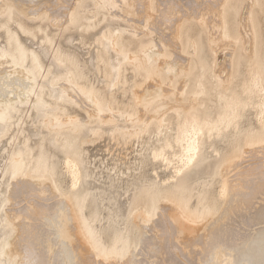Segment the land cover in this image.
I'll return each mask as SVG.
<instances>
[{"label": "bare ground", "instance_id": "bare-ground-1", "mask_svg": "<svg viewBox=\"0 0 264 264\" xmlns=\"http://www.w3.org/2000/svg\"><path fill=\"white\" fill-rule=\"evenodd\" d=\"M260 14L264 0H0V264H264ZM241 58L257 128L210 180L178 176L203 136L236 124L245 106L226 92ZM102 138L124 151L107 144L91 167ZM148 156L176 180L145 179Z\"/></svg>", "mask_w": 264, "mask_h": 264}, {"label": "rangeland", "instance_id": "rangeland-1", "mask_svg": "<svg viewBox=\"0 0 264 264\" xmlns=\"http://www.w3.org/2000/svg\"><path fill=\"white\" fill-rule=\"evenodd\" d=\"M244 6H245V3H243L240 6L241 10L239 9L238 14H233L231 16V23L230 24L232 26H234V29L236 28V26L239 22V20H237V19H240V16L242 15L241 13L244 11ZM259 20H260L262 44L260 46L261 47V50H260L261 57L257 59V66L259 67V72H260V77H261L260 79L262 81L261 82V86H262L261 90H263V91H260L259 94L262 96L263 103H264V89H263L264 88V15L263 14L259 15ZM232 22H234V23H232ZM115 23H119L120 25H124L123 22H115ZM196 27L199 28L198 25H196ZM67 34H70V41L73 40L74 38L76 39L78 37V34L76 32L67 33ZM23 39L26 42V44L40 50L42 56L44 55L43 56L44 58H46L48 56L47 53H44V52H46L44 49L41 50L42 48L40 47L39 44L36 43V41H31L30 38L29 39L23 38ZM70 41H64L63 39H61V43L63 45L73 46V47L76 46L74 44L75 41H73L72 45H71ZM79 50L81 52V57H84L87 62L89 60L91 61V62L90 61L88 62V68L94 70V65L92 63L93 59L92 60L90 59L91 55L93 56V54L91 53V52H93V50L90 51L91 54L90 53L89 54L84 53V52H86V50H84V49H82V50L79 49ZM91 58H93V57H91ZM246 66H247L246 60L241 58L239 61L238 68H237L238 70L236 73V77L234 78V80L230 84V90L226 92L227 96H229V94H231V93L235 94L239 99H241L243 101V103H244L243 106H245V107L239 108V111H238L239 115L235 121L236 124L234 123V125L232 124L226 129L220 128L221 130L219 129L218 134H211L210 137H208V138L206 136H203L202 140H201V144H200L199 149L197 151V157L193 161L192 165L187 170L181 172L178 176L183 175V174H189L193 178H200V181L210 180V177L208 176V172H210L211 169L213 168L214 162L225 152L229 143L233 139L241 136L242 133L245 132L246 129L257 128L258 124H257V121H255L256 120V102L259 99V96L256 93H251L250 95H247L246 93H243V91H242V84L247 81ZM98 78H99V80H101L99 76H98ZM263 108H264V104H263ZM218 110H220L219 104L217 103L216 99L214 100V98H213V101L208 102L207 105L205 106V108L202 107L200 109V115L206 117L207 119H212V118H214V115ZM262 121L264 124V109H263V113H262ZM33 138H35V137L33 136ZM107 144L112 148V154H114V155H116L117 153H123V151H124V149H122L120 146H115L112 142L108 143V140L106 138H102V139L98 140L97 142H95L94 144H92L91 146H89V148H88L87 157L89 158V161L93 160L94 157H96V161L93 162L91 167L94 164L99 165L98 164V158L105 156V153H107L106 151H104ZM154 144L157 145V142H154ZM171 150L174 151V150H176V148L173 147V148H171ZM60 157H61L60 154H57V159H59ZM107 157H108V159H110L111 155L108 154ZM147 159H148L147 164L143 168L145 179L155 180L158 183H162V181H163V183H168V182L176 180L175 177H173V178L169 177L172 175V166L171 165L165 166V164L163 162H161L160 160H151L149 156ZM260 161H263V160H260ZM108 162L110 163L109 160H108ZM3 163H4V160L2 158H0V164L2 165ZM252 163L257 164V162H252ZM121 167H123V166H121ZM255 167L256 168L253 170L255 173H258V172H261L264 170V164H261V167H258L257 165H255ZM58 169H59V167H58ZM103 176H106V174L103 173ZM99 179H100L99 182H95V181H93V179L86 180L85 182H88L89 183L88 185L85 182H80L79 186L81 185V186L89 187V188H94V187H99V186L102 187L103 184H101L102 183L101 181H103V180L106 181L107 179H104L103 177H100ZM134 182L136 184H139V181H134ZM121 184H123V183H121ZM216 186H217V183L213 184V187H216ZM115 190H117L118 193H122L121 189H115V188L110 189L109 191L114 195V197H116V193H114ZM93 192H94V194L97 193L94 190H93ZM124 198L125 197H122V198H120L119 196L116 197V204H114L112 206L113 208L118 209L119 214H122L123 210L126 208ZM97 203L99 204L100 207H102L103 204H107L106 202H104L103 204H100L99 201H97ZM107 205L111 206V204H107ZM106 213H107V210H102V214H106Z\"/></svg>", "mask_w": 264, "mask_h": 264}]
</instances>
